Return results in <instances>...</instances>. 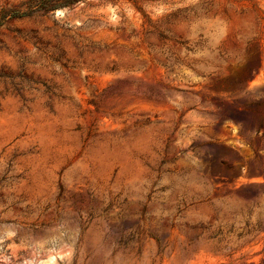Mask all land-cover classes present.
<instances>
[{
  "label": "rangeland",
  "instance_id": "1",
  "mask_svg": "<svg viewBox=\"0 0 264 264\" xmlns=\"http://www.w3.org/2000/svg\"><path fill=\"white\" fill-rule=\"evenodd\" d=\"M0 264H264V0H0Z\"/></svg>",
  "mask_w": 264,
  "mask_h": 264
},
{
  "label": "trees",
  "instance_id": "2",
  "mask_svg": "<svg viewBox=\"0 0 264 264\" xmlns=\"http://www.w3.org/2000/svg\"><path fill=\"white\" fill-rule=\"evenodd\" d=\"M249 110L248 109H238V108H234V116H236L237 118H248V114H249ZM262 123H259L258 126L256 127L257 132L263 127Z\"/></svg>",
  "mask_w": 264,
  "mask_h": 264
}]
</instances>
